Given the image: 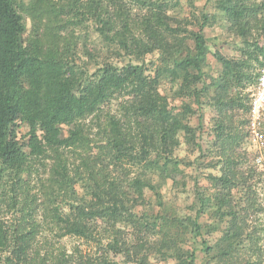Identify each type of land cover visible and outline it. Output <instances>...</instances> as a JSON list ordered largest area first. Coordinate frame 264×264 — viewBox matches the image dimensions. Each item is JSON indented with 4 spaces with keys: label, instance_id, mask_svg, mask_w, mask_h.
<instances>
[{
    "label": "trees",
    "instance_id": "1",
    "mask_svg": "<svg viewBox=\"0 0 264 264\" xmlns=\"http://www.w3.org/2000/svg\"><path fill=\"white\" fill-rule=\"evenodd\" d=\"M24 1L0 0V180L7 176L17 179L19 191L14 189L12 198H15L14 203L16 200L20 203V196L25 199L22 193L30 187L23 182L32 163L30 159L50 158L51 174L46 181H41L39 189L45 200L44 214L49 226L59 230L61 237L74 236L91 242L103 221L113 232L108 248L125 257L123 264H132V261L148 264L153 250H160L157 243L156 247L153 243L148 245L142 235L141 240L133 243L131 251L119 227L136 220L131 211L132 199L145 201L147 182L139 169L150 170L153 151L160 154V149L169 150L178 134L175 112L159 89L162 79L172 77L166 74V68L158 67L150 75L143 64L131 62L118 66L106 61L94 72H83L70 59L77 41L72 29L66 36L67 30L94 22L99 35L115 36L120 47L137 59L158 50L167 63L173 60L172 55L183 54L179 60H173L174 66L185 72L195 69L196 74L190 77L192 83H197L204 80L208 68L209 46L204 29L213 16L204 12L201 18L193 14V21L188 17L179 21L170 11L181 5V0H33L31 12L44 18L45 24L39 40L24 43L22 15L15 6L16 2L21 3L19 5L26 10ZM215 1L220 16L231 23V31L248 42V36L241 31H247L251 21H258L259 15L264 20V0ZM192 24L198 25V30H192ZM188 39L193 44L188 43ZM259 50L264 55V46ZM214 57L222 65V73L215 82L218 94V89L224 91L233 83L237 65L219 52H215ZM263 63L261 61L260 65ZM120 95L127 98L124 121L110 109L113 100ZM103 117L106 118L104 126L98 122V130L91 132L87 122ZM18 119L27 124L29 151L16 139L14 126ZM223 123L218 125L219 131L224 129ZM63 125L69 127L67 136L62 133ZM181 129H185L189 143L193 127ZM90 135L102 138L93 156L83 158L78 166L84 167L81 173L87 177L89 198L75 211L66 212L64 204L75 200L77 193L72 162L65 152L81 155L82 150L91 151L89 145L94 139H90ZM124 161L138 167L132 182L126 185L119 172L129 170L126 174L129 179L132 171L131 167L124 166ZM242 168L240 157L226 154L221 173L209 174L213 188L211 197L197 192L191 204L199 217L203 207H210L213 202V213L228 224L215 247L205 248L206 258L202 264H264V248L261 247L264 232L258 238L259 232L251 229L256 227L253 222L258 212V193L244 177ZM19 223L21 226L25 222L20 220ZM133 225L143 229L144 222ZM20 226L12 230L0 219V253L10 252L4 258L6 264L37 261L32 255L34 233ZM145 226L147 229V224ZM165 227L168 228V224ZM168 236L167 231L161 234L165 245L170 247L173 244L167 240ZM132 254L138 258H133ZM70 257L59 250L38 264H119L105 257L93 260L77 255L75 260H69ZM180 264H197L195 252L183 256Z\"/></svg>",
    "mask_w": 264,
    "mask_h": 264
},
{
    "label": "rangeland",
    "instance_id": "2",
    "mask_svg": "<svg viewBox=\"0 0 264 264\" xmlns=\"http://www.w3.org/2000/svg\"><path fill=\"white\" fill-rule=\"evenodd\" d=\"M33 0H25L22 4L26 10H23L16 2L15 6L22 15L24 31L22 41L27 43L31 39L39 40L42 36V28L45 19L31 12ZM216 1L211 0H181L175 10L170 11L179 21L183 18L193 21V16L200 17L204 12L213 17L208 21L204 29V34L208 43V68L203 81L192 83L190 75L196 74L195 69L188 72L176 69L174 61L179 60L183 54L172 55L173 60L165 63L161 59L160 52L154 50L142 56L140 59L126 53V49L120 47L115 36L109 38L99 35L96 24H83L67 30L68 33L73 30L76 36V48L73 49L70 59L77 68L94 72L99 65L106 61L123 66L127 63L143 64L146 73L152 75L158 67L166 68V74L172 78L162 79L159 89L167 97L169 106L175 112V120L179 127L178 134L171 143L167 151L160 149V154L153 151L151 155L149 169L142 167L139 169L144 172L143 178L146 180L145 201H136L132 199L131 209L136 216V220L121 225L122 233L129 241L132 248L136 240H141L143 235L147 244L155 243L159 246L153 250L149 257L148 264H180V259L187 257L190 252H195L197 264H202L206 258V247H215L217 241L227 228V220H220L213 213L214 204L210 207H203L199 217L196 216V208L192 205L195 202L197 192L200 195L210 196L213 194V188L210 185L209 174H220V166L226 154H233L240 157L243 165L242 173L244 177L251 182L252 187L257 190V215L253 222L255 228H251L261 237L264 232V138L257 143L254 140L249 123V103L252 93L255 89L257 79L255 76L260 72V62L264 61V55L259 48L264 46V20L261 15L258 21L252 20L249 29L241 32L248 36V42L231 31V23L226 22L218 13ZM194 14V15H193ZM64 16V25L66 24ZM101 25V24H100ZM176 26V23L174 24ZM192 30H198V25L192 24ZM39 32V34H38ZM140 35L139 31H136ZM249 32V34L247 33ZM188 43L193 44L191 39ZM257 44L259 47H257ZM91 52L92 55H89ZM219 52L224 56L233 59L236 62V77L230 87L216 94V78L222 73V65L214 57V53ZM186 54V52H184ZM240 70V73H239ZM246 74V75H245ZM248 77V78H247ZM256 81L249 82L250 79ZM249 79V80H248ZM190 82V85H189ZM242 104L243 106L241 107ZM127 98L119 96L113 100L110 109L117 114L123 121L125 118V108ZM92 123L88 121L91 132L98 130L97 123H106V118L101 120L93 118ZM224 129L218 130V125L222 124ZM184 126H192L193 133L189 143L187 142V133ZM17 139L24 150L29 151L26 146L28 142V127L18 121ZM88 129V128H87ZM224 136L221 137V133ZM260 132L264 136V118L260 124ZM64 136L69 134V127L62 126ZM101 136L90 135L89 147L91 151H80L81 155L71 152H65V156L72 162V175L76 182L74 185L77 193L76 201L69 200L64 204L66 212L75 211L78 205H83L89 198L86 189V174L81 173L84 167H78L85 157L93 156L96 152ZM222 138V139H220ZM224 140V142H222ZM263 155V160L258 163L257 158ZM31 166L23 176V182L30 184L25 194L20 196L19 202L14 203L12 198L14 189L20 185L17 179L7 176L0 180V219L6 223L12 230L19 228V221L25 222L23 229L33 231L32 255L36 256L38 264L40 260H45L52 254H57L59 250L71 255L69 260H75L78 256L89 257L93 260L99 258H110L112 261L123 264L126 260L122 255H116L114 251L109 250L108 242L111 239L112 231L108 225L100 221L97 227L95 239L84 241L74 236H60V231L49 226L48 218L45 217L44 197L39 194L42 186L41 181H46L51 174L49 167L50 158L41 160L32 157ZM124 166L130 169L132 173L127 179V172H119L124 180V184L132 182L138 167L131 164V161H124ZM79 169L76 171L74 169ZM139 175V173H138ZM127 179V180H126ZM136 196V195H134ZM13 199V200H12ZM14 203V204H13ZM24 203V205L22 204ZM192 204V205H191ZM26 211H29L27 213ZM23 216V218H22ZM22 218V219H21ZM144 222L143 229L139 225H133L134 222ZM145 224L148 228L146 229ZM168 224V228L165 226ZM168 232V239L171 245H165L161 238L162 232ZM145 232V234H142ZM172 235V236H171ZM171 236V237H170ZM176 244V245H174ZM261 247L264 248V240L261 241ZM260 247V248H261ZM256 250V249H255ZM133 251V248L132 250ZM10 252L0 253V264H6L4 258ZM133 258H138L132 254ZM48 263V262H46ZM126 264V263H125ZM132 264H136L132 261Z\"/></svg>",
    "mask_w": 264,
    "mask_h": 264
},
{
    "label": "built area",
    "instance_id": "3",
    "mask_svg": "<svg viewBox=\"0 0 264 264\" xmlns=\"http://www.w3.org/2000/svg\"><path fill=\"white\" fill-rule=\"evenodd\" d=\"M249 123L251 133L257 143L262 142L264 136L260 132V124L264 118V63L260 68V74L257 78V84L251 96L249 103ZM263 155H259L257 161L261 163Z\"/></svg>",
    "mask_w": 264,
    "mask_h": 264
},
{
    "label": "clouds",
    "instance_id": "4",
    "mask_svg": "<svg viewBox=\"0 0 264 264\" xmlns=\"http://www.w3.org/2000/svg\"><path fill=\"white\" fill-rule=\"evenodd\" d=\"M18 121L22 124H24L25 126H27V124L26 123H24L21 119H18L17 121H16V123H15V126H17L18 125ZM15 126H14V128H15ZM15 132H16V139H17V133H18V131H17V129H15ZM29 139V138H28ZM18 140V139H17ZM19 141V140H18ZM20 143V142H19ZM27 144H28V142H27ZM27 144H26V146H27ZM21 145V144H20ZM22 146V145H21ZM259 163V162H258Z\"/></svg>",
    "mask_w": 264,
    "mask_h": 264
}]
</instances>
